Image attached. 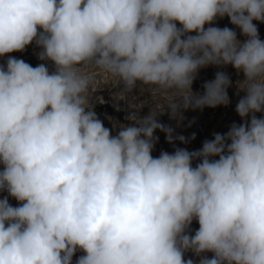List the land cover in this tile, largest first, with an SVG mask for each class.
Returning a JSON list of instances; mask_svg holds the SVG:
<instances>
[{"label": "clouds", "instance_id": "9594fccd", "mask_svg": "<svg viewBox=\"0 0 264 264\" xmlns=\"http://www.w3.org/2000/svg\"><path fill=\"white\" fill-rule=\"evenodd\" d=\"M225 17L245 39L215 26ZM254 21L264 23V0H0V264H73L77 252L75 264H264V40ZM33 44L35 67L8 55ZM228 66L242 74L241 123L200 149L175 146L195 133L159 117L179 128L188 110L229 106ZM208 67L214 78L194 92ZM87 68L165 103L109 129ZM157 131L172 152L153 155Z\"/></svg>", "mask_w": 264, "mask_h": 264}, {"label": "rangeland", "instance_id": "374dc122", "mask_svg": "<svg viewBox=\"0 0 264 264\" xmlns=\"http://www.w3.org/2000/svg\"><path fill=\"white\" fill-rule=\"evenodd\" d=\"M227 19V17L218 19L215 26L221 28L225 26L233 28L235 31H237L238 39H245L239 34V29H237L235 26L231 27V23L229 21L224 23V21ZM254 23L257 24V27H259L261 24L257 21H254ZM261 31L262 29L260 28V38ZM37 51H39V49L35 46V44H33L28 46L24 52H14L8 55L14 56L18 59H23L25 62L35 67L42 63V61L37 59L35 54ZM7 58L8 56L0 57V64L6 63ZM47 66L49 67L50 71L53 70V65L51 62H47ZM217 70L218 69L215 67H208L206 69L200 70L197 80L193 83V91L202 92L203 83L205 81L212 80ZM220 70L226 71L231 76L233 81V87L229 88L228 90L231 101L229 106H219L214 109L205 108L203 111L188 110L184 113L185 119L179 128L176 127L175 121L169 120L167 115L159 117V120L162 123L173 126L176 129V134L184 135L186 138H190L191 135L195 133L196 138L191 140L188 144H180L177 141L175 146L185 147L189 151L200 149L204 140H211L213 138V133H226L233 122L237 124L241 123L240 117L235 112V106L239 98L243 96L244 93L237 95V90L234 85L237 79H242V74L238 75L236 70L231 66ZM85 71L91 72L95 77V83L92 89L94 111L96 112L98 118L103 121L105 127H108L109 129H113L114 124L119 125L129 123L125 117L130 113L139 111V114L143 116L148 113L150 106L157 104L162 105L165 103L164 97L151 92L145 87H138L132 94H125L121 91L120 85L102 71L94 68H87ZM113 134H115V130L113 131ZM155 134L159 136V142L156 144L153 151L154 156H158L161 151L172 152L174 150L173 145H170L166 142L164 133L157 131ZM0 168H2V166H0ZM4 196H7V192L0 193V198H3ZM9 202L13 206L18 204V202L11 197H9ZM198 227V223L193 221L191 225V233L194 234ZM81 254L82 253L77 252L76 256L73 257V264H75V259ZM207 255L209 258L212 256L211 253H208ZM185 258H191L194 260L198 259L194 257L192 253H187Z\"/></svg>", "mask_w": 264, "mask_h": 264}, {"label": "trees", "instance_id": "16d2710c", "mask_svg": "<svg viewBox=\"0 0 264 264\" xmlns=\"http://www.w3.org/2000/svg\"><path fill=\"white\" fill-rule=\"evenodd\" d=\"M227 21H229L228 19L224 21V23H226ZM231 27H234V25L231 24ZM259 29L261 28V39L264 40V23H261L258 27Z\"/></svg>", "mask_w": 264, "mask_h": 264}]
</instances>
